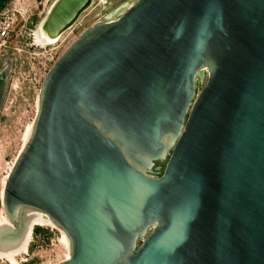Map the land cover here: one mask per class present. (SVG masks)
Returning <instances> with one entry per match:
<instances>
[{
  "label": "water",
  "instance_id": "95a60500",
  "mask_svg": "<svg viewBox=\"0 0 264 264\" xmlns=\"http://www.w3.org/2000/svg\"><path fill=\"white\" fill-rule=\"evenodd\" d=\"M91 2L56 0L50 36ZM37 102L0 204L65 232L59 264H264V0H135Z\"/></svg>",
  "mask_w": 264,
  "mask_h": 264
},
{
  "label": "rangeland",
  "instance_id": "374dc122",
  "mask_svg": "<svg viewBox=\"0 0 264 264\" xmlns=\"http://www.w3.org/2000/svg\"><path fill=\"white\" fill-rule=\"evenodd\" d=\"M55 1L6 0L0 6V17L12 18L15 35L9 51L0 55V71L6 68L4 81L0 83V198L5 180L24 146L26 131L32 127L40 87L49 69L84 30L106 18L108 11L135 0H92L58 42L38 46L33 42L32 33L37 32ZM2 218L9 220L0 204V220ZM64 235L58 226L35 225L26 252L14 262L4 259L0 264H59L69 253Z\"/></svg>",
  "mask_w": 264,
  "mask_h": 264
},
{
  "label": "bare ground",
  "instance_id": "6f19581e",
  "mask_svg": "<svg viewBox=\"0 0 264 264\" xmlns=\"http://www.w3.org/2000/svg\"><path fill=\"white\" fill-rule=\"evenodd\" d=\"M130 5L131 4L129 3L123 5L122 7L117 9L115 12L107 15L105 19H108L110 21L114 20L118 15L113 18L112 16H114L119 11L123 12ZM62 34H64V32ZM62 34L59 35L58 37L50 36V31L47 30L46 25H45V20H44L40 24L37 32L34 33L35 35L34 43L36 42V45L41 46V47L52 45L61 39ZM31 131H32V127L30 126L28 127L26 134L24 136V145L28 141ZM1 198H2V195H1ZM18 219L19 221L22 222L21 224L20 222H18L19 228L14 227L13 223L11 221L8 222L9 220L7 221L5 218L4 219L2 218L0 220V260L8 259L14 262L17 256H19L22 253H25L27 249L28 241L30 240V237H31L30 234H31L32 228L35 225L57 226L46 214L40 211H37L35 209H30V208L21 209ZM65 235L63 236L64 237L63 241L66 244L67 249L69 251L67 255V258H68L70 254V243H69V239L67 235L66 236Z\"/></svg>",
  "mask_w": 264,
  "mask_h": 264
},
{
  "label": "built area",
  "instance_id": "2783aa9c",
  "mask_svg": "<svg viewBox=\"0 0 264 264\" xmlns=\"http://www.w3.org/2000/svg\"><path fill=\"white\" fill-rule=\"evenodd\" d=\"M14 22L12 18L0 17V55L6 54L14 34ZM34 42V33H32ZM35 44V43H34Z\"/></svg>",
  "mask_w": 264,
  "mask_h": 264
},
{
  "label": "trees",
  "instance_id": "16d2710c",
  "mask_svg": "<svg viewBox=\"0 0 264 264\" xmlns=\"http://www.w3.org/2000/svg\"><path fill=\"white\" fill-rule=\"evenodd\" d=\"M6 0H0V6H1V4L3 3V2H5Z\"/></svg>",
  "mask_w": 264,
  "mask_h": 264
},
{
  "label": "flooded vegetation",
  "instance_id": "af4514ba",
  "mask_svg": "<svg viewBox=\"0 0 264 264\" xmlns=\"http://www.w3.org/2000/svg\"><path fill=\"white\" fill-rule=\"evenodd\" d=\"M158 164V163H157ZM161 165H163V164H161Z\"/></svg>",
  "mask_w": 264,
  "mask_h": 264
}]
</instances>
